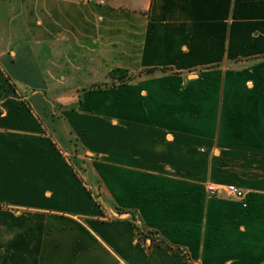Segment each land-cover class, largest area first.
<instances>
[{"label":"crops","instance_id":"0c3cea01","mask_svg":"<svg viewBox=\"0 0 264 264\" xmlns=\"http://www.w3.org/2000/svg\"><path fill=\"white\" fill-rule=\"evenodd\" d=\"M0 264H264V0H0Z\"/></svg>","mask_w":264,"mask_h":264},{"label":"rangeland","instance_id":"374dc122","mask_svg":"<svg viewBox=\"0 0 264 264\" xmlns=\"http://www.w3.org/2000/svg\"><path fill=\"white\" fill-rule=\"evenodd\" d=\"M113 75H114V77L109 75V78H108L109 81H108V83H105V84H111V83L115 82V83H117V85H121V84L128 83L130 80H133L135 78V76L130 75V73L127 70H122V71L115 70V71H113ZM116 79H117V81H115ZM65 157H66L68 163H70L73 167L74 165H73V161L71 159V155L70 156L65 155ZM77 172H79V171H77ZM79 176H80V180L82 181V183L85 186V189L88 190V193L91 195L92 198H95L97 204H99L100 206L106 205L105 201L102 198V195L100 194L101 189H102V183H100L101 181H100L99 176L97 175V177H96L97 179L93 183L87 181V179L85 180L84 179L85 177L83 178L82 175H79ZM212 187H209V192H210V195L213 196V194L211 193ZM214 187H216V186H214ZM223 195L226 197H229L231 199L233 198V197H230L229 195H227L226 193H224ZM214 196H218V195H214ZM233 199H236V198H233ZM148 234L152 235L154 238H158L160 236V234L154 233V232L153 233L149 232Z\"/></svg>","mask_w":264,"mask_h":264},{"label":"built area","instance_id":"2783aa9c","mask_svg":"<svg viewBox=\"0 0 264 264\" xmlns=\"http://www.w3.org/2000/svg\"><path fill=\"white\" fill-rule=\"evenodd\" d=\"M88 1H94L99 4L105 3V0H88ZM222 191L227 195H229L230 197L236 198L238 200H244L246 197V192L242 188L236 186L235 184H229L223 187L211 188V193L213 195H220Z\"/></svg>","mask_w":264,"mask_h":264},{"label":"trees","instance_id":"16d2710c","mask_svg":"<svg viewBox=\"0 0 264 264\" xmlns=\"http://www.w3.org/2000/svg\"><path fill=\"white\" fill-rule=\"evenodd\" d=\"M115 70H117V71H122V70H120V69H115ZM115 70H113V71H115ZM113 71L111 72V76H113L114 77V75H113ZM154 69H149V70H144L142 73H145L146 75H150V74H152V73H154Z\"/></svg>","mask_w":264,"mask_h":264}]
</instances>
